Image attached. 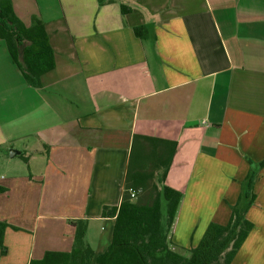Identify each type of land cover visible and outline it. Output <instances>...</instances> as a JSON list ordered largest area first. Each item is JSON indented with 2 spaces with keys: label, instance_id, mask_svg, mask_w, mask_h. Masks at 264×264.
Segmentation results:
<instances>
[{
  "label": "crops",
  "instance_id": "obj_1",
  "mask_svg": "<svg viewBox=\"0 0 264 264\" xmlns=\"http://www.w3.org/2000/svg\"><path fill=\"white\" fill-rule=\"evenodd\" d=\"M104 1L12 0L26 27L44 23L56 67L34 88L0 39V264L71 252L78 220L104 253L136 135L178 144L166 184L184 196L182 248L228 224L258 176L231 264H264V0Z\"/></svg>",
  "mask_w": 264,
  "mask_h": 264
},
{
  "label": "trees",
  "instance_id": "obj_2",
  "mask_svg": "<svg viewBox=\"0 0 264 264\" xmlns=\"http://www.w3.org/2000/svg\"><path fill=\"white\" fill-rule=\"evenodd\" d=\"M100 5L104 0H98ZM122 13L132 8L122 4ZM0 39L8 48L13 63L26 83L41 87V77L56 67L55 53L46 27L34 19L26 27L16 16L12 0H0ZM178 149L177 142L136 135L126 171L122 202L106 207L104 217L115 218L112 240L107 250L96 255L86 241V221L72 222L75 227L71 252H48L30 264H231L254 224L246 209L232 206L226 225L211 223L200 243L191 249L174 244L170 238L183 203V193L166 184L168 171ZM28 161V158H24ZM245 196L253 192L255 175L246 179ZM130 190L136 192L132 198ZM5 191L0 187V193ZM163 201L167 203L163 211ZM250 202V203H251ZM9 224L0 222V250L6 253L4 235Z\"/></svg>",
  "mask_w": 264,
  "mask_h": 264
},
{
  "label": "rangeland",
  "instance_id": "obj_3",
  "mask_svg": "<svg viewBox=\"0 0 264 264\" xmlns=\"http://www.w3.org/2000/svg\"><path fill=\"white\" fill-rule=\"evenodd\" d=\"M2 175H4V171L3 170H0V177ZM257 178H258V176H255V185H256V182H257ZM255 185H254V187H255ZM245 191L246 192L249 191V190L247 191L246 180L242 183V189H241V193H240V196L238 198L237 203L239 204V208L246 209L247 210V213H248L249 210L255 205L256 199L252 203L251 202L252 193L248 194V196L247 195L245 196V193H246ZM253 192H255V188H254ZM166 205H167V203L165 201H163V211H164V213L166 212ZM247 213H246V218H247Z\"/></svg>",
  "mask_w": 264,
  "mask_h": 264
},
{
  "label": "water",
  "instance_id": "obj_4",
  "mask_svg": "<svg viewBox=\"0 0 264 264\" xmlns=\"http://www.w3.org/2000/svg\"><path fill=\"white\" fill-rule=\"evenodd\" d=\"M20 154H21V152H18L16 150H11L10 151V157L11 158L15 157L16 155H20Z\"/></svg>",
  "mask_w": 264,
  "mask_h": 264
},
{
  "label": "built area",
  "instance_id": "obj_5",
  "mask_svg": "<svg viewBox=\"0 0 264 264\" xmlns=\"http://www.w3.org/2000/svg\"><path fill=\"white\" fill-rule=\"evenodd\" d=\"M130 193H131L132 198L136 197V192H134L133 190H130Z\"/></svg>",
  "mask_w": 264,
  "mask_h": 264
}]
</instances>
